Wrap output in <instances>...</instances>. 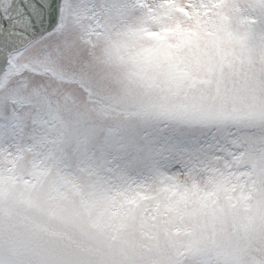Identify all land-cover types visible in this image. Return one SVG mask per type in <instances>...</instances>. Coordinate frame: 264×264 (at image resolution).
<instances>
[{"label":"snow or ice","instance_id":"1","mask_svg":"<svg viewBox=\"0 0 264 264\" xmlns=\"http://www.w3.org/2000/svg\"><path fill=\"white\" fill-rule=\"evenodd\" d=\"M0 264H264V0H0Z\"/></svg>","mask_w":264,"mask_h":264}]
</instances>
